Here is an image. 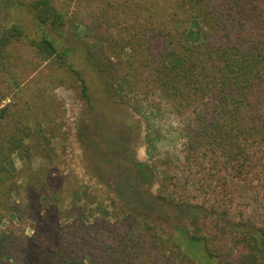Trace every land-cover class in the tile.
Here are the masks:
<instances>
[{"label": "trees", "instance_id": "1", "mask_svg": "<svg viewBox=\"0 0 264 264\" xmlns=\"http://www.w3.org/2000/svg\"><path fill=\"white\" fill-rule=\"evenodd\" d=\"M19 5L35 34L0 30V264H198L189 240L216 264H264V0ZM23 48L48 70L34 114ZM47 79L77 92L97 187L66 210Z\"/></svg>", "mask_w": 264, "mask_h": 264}, {"label": "rangeland", "instance_id": "2", "mask_svg": "<svg viewBox=\"0 0 264 264\" xmlns=\"http://www.w3.org/2000/svg\"><path fill=\"white\" fill-rule=\"evenodd\" d=\"M22 1L25 0H20L19 2L17 0H0V30L11 26L13 23H20L26 28H29L30 35L33 36L35 32L30 23V12L25 6L19 5ZM80 32L82 33V30H80ZM20 57V61L16 63L14 61L12 63V68L14 70L22 69L23 71V82L21 83L20 88L24 91L25 99L32 101L31 113L34 114L33 105L39 87L37 84V78L47 73L48 70L46 69V64H38V58L26 48L21 49ZM70 85V82L67 81L59 85L58 82H51L47 79L44 81V86H46L44 92L45 95L52 100L43 98V100H46L44 102L48 106V111H50L46 112L47 116L44 120H49L52 122V125H55L54 129L56 130L57 135V139L52 142L56 146V158L54 159V163L57 169L61 172L63 180V193L61 197L63 201H65V204H63V209L65 210L68 208L67 201L80 197L81 191L78 187L85 186L89 187L91 190L97 188L83 165L84 163L79 145L72 135V132H74L73 126L80 110V101L77 92H75ZM10 100L11 98H5L1 102L2 104H0V109L4 105L10 103ZM137 158L141 162L144 161L145 156L142 148L137 150ZM12 162L17 171L22 169V161L18 156L14 155L12 157ZM91 190H89V192H92ZM100 217L101 216L97 214L95 217H92V219ZM186 231L185 224V232ZM31 233V229L27 227L25 230V236H30ZM181 250L184 255L198 264H216L215 260L206 257L201 243L189 240L186 244V251L183 250V248H181ZM18 251L19 255L22 256L24 253L23 250L18 249ZM20 259L21 258H17L18 261H20ZM18 261L13 262V264H21Z\"/></svg>", "mask_w": 264, "mask_h": 264}]
</instances>
